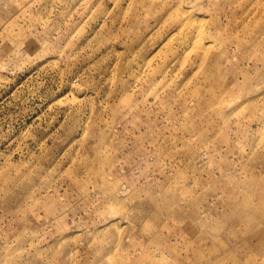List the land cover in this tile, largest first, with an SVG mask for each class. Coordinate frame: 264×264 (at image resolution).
Instances as JSON below:
<instances>
[{"label": "rangeland", "instance_id": "obj_1", "mask_svg": "<svg viewBox=\"0 0 264 264\" xmlns=\"http://www.w3.org/2000/svg\"><path fill=\"white\" fill-rule=\"evenodd\" d=\"M0 264H264V0H0Z\"/></svg>", "mask_w": 264, "mask_h": 264}]
</instances>
